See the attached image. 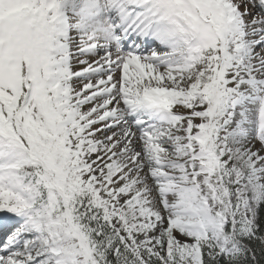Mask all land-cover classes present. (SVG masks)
Instances as JSON below:
<instances>
[{
  "label": "snow or ice",
  "instance_id": "1",
  "mask_svg": "<svg viewBox=\"0 0 264 264\" xmlns=\"http://www.w3.org/2000/svg\"><path fill=\"white\" fill-rule=\"evenodd\" d=\"M0 264H264V0H0Z\"/></svg>",
  "mask_w": 264,
  "mask_h": 264
}]
</instances>
